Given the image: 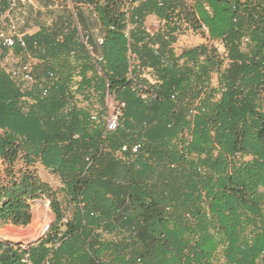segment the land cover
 Masks as SVG:
<instances>
[{
  "label": "trees",
  "instance_id": "16d2710c",
  "mask_svg": "<svg viewBox=\"0 0 264 264\" xmlns=\"http://www.w3.org/2000/svg\"><path fill=\"white\" fill-rule=\"evenodd\" d=\"M86 3L103 45L84 34ZM73 6L86 44L70 18L26 37L45 64L31 88L0 57V227L28 226L47 195L55 221L31 245L35 264H264V0ZM181 22L205 25L224 52L178 54ZM111 95L125 106L108 132L110 109L92 110ZM37 165L59 176L65 205ZM21 256L0 241V264Z\"/></svg>",
  "mask_w": 264,
  "mask_h": 264
},
{
  "label": "rangeland",
  "instance_id": "374dc122",
  "mask_svg": "<svg viewBox=\"0 0 264 264\" xmlns=\"http://www.w3.org/2000/svg\"><path fill=\"white\" fill-rule=\"evenodd\" d=\"M37 6H25L17 9L14 12V16L18 21V25L22 33L26 34L27 37L34 35L42 28H53L59 20L62 18H70L71 21H74L73 18V5H69L68 0H63L59 6H57L52 0H37ZM146 27L150 28L152 31L159 28H165V23L161 22L156 16L148 21H146ZM179 29L176 30L177 34V43L175 49L178 54H181L182 51L191 49L193 47L202 46L206 43H210L209 36L203 30V27L199 30H194L191 26L187 25L184 22L180 23L178 26ZM220 52H224V48L220 43L214 44ZM5 52L4 49L0 47V57ZM21 59L16 60L15 62L10 63V67L20 66ZM45 72V64H38L34 66V73L36 76L42 75ZM16 84L20 82L16 81ZM31 85L23 84V89L31 88ZM96 99L93 100L95 104L93 106V113H98L103 115L107 109H111L115 106L114 97L107 96L105 104H98ZM37 172L41 176L42 180L49 183L52 187V190L57 192L58 198L65 205V198L62 191L63 184L58 175L46 170L41 165L36 166ZM31 209L33 213V218L31 223L26 227H16L12 225H5L0 227V241L8 243H18L22 240L31 241L32 244L38 245L43 237H40L41 225L44 221H47L49 218L52 221H55V214L52 208V200L47 196L43 195L40 198L34 199L30 202ZM43 204L48 205V209L43 206ZM65 209V208H64ZM68 213L69 210L65 209ZM3 236L4 239L1 237Z\"/></svg>",
  "mask_w": 264,
  "mask_h": 264
},
{
  "label": "built area",
  "instance_id": "2783aa9c",
  "mask_svg": "<svg viewBox=\"0 0 264 264\" xmlns=\"http://www.w3.org/2000/svg\"><path fill=\"white\" fill-rule=\"evenodd\" d=\"M57 6L63 2V0H52ZM69 5H73V0H68ZM37 0H0V47L5 50L3 52L1 67L3 71L14 81L20 82V86L32 85L36 81L34 66L38 65L40 61L34 57L32 51L28 46L27 35L22 33L18 25V21L14 16V12L17 9L25 6H37ZM84 11L88 16L96 18V11L94 6L91 4L83 5ZM74 19L77 25V28L81 34V28L76 18V14L73 6ZM203 30L209 36V31L205 25L202 26ZM82 37V34H81ZM82 41L86 44L85 39L82 37ZM98 45L104 44V37L99 35L97 37ZM37 44L35 43L36 47ZM90 50V49H89ZM92 56L94 54L91 52ZM21 59L20 66L10 67V63L15 62L16 60ZM50 78H54V73H50ZM48 88L44 89V94L48 92ZM125 106L124 103H116L113 108L109 110L108 116L106 118V131L111 132L117 130L119 126V118L122 112V108ZM93 120H98L96 114H92ZM141 149V144H137L133 147V153H137ZM126 150V148H124ZM52 220L49 218L47 221H44L40 229V237H44L51 228ZM32 242L27 240H22L18 242V246L22 251L21 264H35L30 253ZM59 246V244H58ZM53 253H50L41 264H52Z\"/></svg>",
  "mask_w": 264,
  "mask_h": 264
},
{
  "label": "crops",
  "instance_id": "0c3cea01",
  "mask_svg": "<svg viewBox=\"0 0 264 264\" xmlns=\"http://www.w3.org/2000/svg\"><path fill=\"white\" fill-rule=\"evenodd\" d=\"M155 16H150L148 17L147 21L154 18ZM89 20H91V25L89 26V28H87L86 30H84V34L85 35H91L93 37V39H96L99 35H101V29H100V24L98 22V20L96 18H92L90 16H88ZM2 238L4 239V237L2 236Z\"/></svg>",
  "mask_w": 264,
  "mask_h": 264
},
{
  "label": "bare ground",
  "instance_id": "6f19581e",
  "mask_svg": "<svg viewBox=\"0 0 264 264\" xmlns=\"http://www.w3.org/2000/svg\"><path fill=\"white\" fill-rule=\"evenodd\" d=\"M43 206L45 207V208H47L48 209V205H46V204H43ZM2 237V236H1Z\"/></svg>",
  "mask_w": 264,
  "mask_h": 264
}]
</instances>
